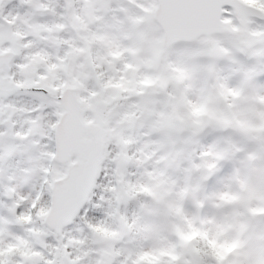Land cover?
Wrapping results in <instances>:
<instances>
[{
	"label": "snow or ice",
	"instance_id": "obj_1",
	"mask_svg": "<svg viewBox=\"0 0 264 264\" xmlns=\"http://www.w3.org/2000/svg\"><path fill=\"white\" fill-rule=\"evenodd\" d=\"M0 264H264V0H0Z\"/></svg>",
	"mask_w": 264,
	"mask_h": 264
}]
</instances>
